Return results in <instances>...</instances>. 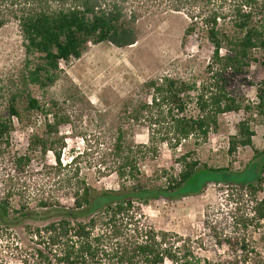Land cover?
<instances>
[{
  "label": "trees",
  "instance_id": "1",
  "mask_svg": "<svg viewBox=\"0 0 264 264\" xmlns=\"http://www.w3.org/2000/svg\"><path fill=\"white\" fill-rule=\"evenodd\" d=\"M124 1L0 0V29L5 24L2 7H20L18 20L26 48L25 89L11 97L6 114L0 112V163H8L0 188V229L24 228L30 235L34 245L22 264H264V197L257 198L264 188V150L254 147L253 125L257 119L264 120V80L257 85V101L252 104H244L236 93L237 86L254 85L248 78L252 62L264 66V0H239L234 33L218 23L222 17L214 8L218 0H171L176 12L198 10L201 22L190 23L183 45L197 32L210 42L213 55L207 76L192 81L169 75L148 80L138 99L124 104L121 120L146 127L149 139L129 144L125 127H119L111 151L118 188L92 187L78 172H68L73 161L61 163L65 145L59 135L68 118L55 111L57 103H41L27 88L53 86L61 63L79 60L90 45H135L137 18L126 14ZM241 111L244 117L228 152L254 149V180L242 179V172L230 168L202 164L194 152L177 159L179 172L161 170L155 178L160 183L145 177L140 161L156 155L161 145L177 150L191 139L205 142L219 128L221 116ZM15 121L43 127L33 130L22 154L9 151ZM49 152L54 157L49 169L66 190L65 197L51 196L28 179L34 161L45 159ZM210 182L235 184L250 194L255 202L252 214L236 216L229 230L207 225L206 242L157 230L148 223L143 206L199 195ZM197 248L213 253V258H202Z\"/></svg>",
  "mask_w": 264,
  "mask_h": 264
},
{
  "label": "rangeland",
  "instance_id": "2",
  "mask_svg": "<svg viewBox=\"0 0 264 264\" xmlns=\"http://www.w3.org/2000/svg\"><path fill=\"white\" fill-rule=\"evenodd\" d=\"M239 5V0L215 2L214 8L222 14L218 23L230 33H234ZM123 6L128 16L132 14L137 18L139 40L135 45L126 48L108 43L90 45L79 60L61 63L62 71L53 86L47 89L27 88L41 103H57L55 111L68 118L59 135L65 145L61 163L65 165L73 161L74 165L68 172H78L97 189L119 187L111 151L120 126L125 127L129 144H144L149 139L146 127L129 126L121 120L124 104L130 99H138L142 85L151 79L169 75L192 81L206 77V68L213 55V46L199 32L183 45L185 30L190 23L195 20L201 22L197 17L198 10L191 8L176 12L171 0H125ZM19 8L10 4L2 7L5 24L0 29V112L3 114L7 113L11 97L25 89L26 48L18 20L22 13ZM259 19L256 13V20ZM255 57H259L258 52ZM248 78L253 86L236 87V93L244 104L257 101L256 88L264 80V66L252 62ZM243 117L242 111L221 116L219 128L205 142L191 139L177 150L161 145L156 155L150 154L140 161L142 172L146 178L160 183L155 178L161 170L179 172L177 159L194 152L193 157L202 164L212 168H230L234 172H242V179L254 180V149L240 147L233 154L228 152L229 141L236 134L237 124ZM26 124L15 121L10 153H25L30 134L35 128L43 129L40 123L29 125L31 127H26ZM253 125L256 132L254 147L264 150V120L257 119ZM53 164L54 157L49 152L45 159L34 161L28 179L51 196L65 197L66 190L56 183L54 170L49 169ZM7 170L5 160L0 163V188H3ZM263 197L264 188L257 194L258 199ZM254 203L250 194L240 191L235 184L210 182L199 195L153 201L143 206V213L157 230L174 232L192 240L202 238L206 242L207 225L221 231L229 230L236 216L252 214ZM33 245L24 228L0 229V264H22L23 256ZM196 251L202 258H213L211 252L200 248Z\"/></svg>",
  "mask_w": 264,
  "mask_h": 264
}]
</instances>
